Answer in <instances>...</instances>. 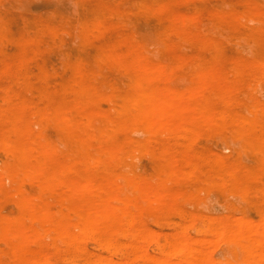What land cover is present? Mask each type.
<instances>
[{
  "label": "rangeland",
  "instance_id": "374dc122",
  "mask_svg": "<svg viewBox=\"0 0 264 264\" xmlns=\"http://www.w3.org/2000/svg\"><path fill=\"white\" fill-rule=\"evenodd\" d=\"M115 8L139 12L138 17L133 21L108 15L99 20L100 28L90 31L84 57L81 30L76 35L62 32L64 45L52 46L50 26L60 20L83 22L88 15ZM31 23L48 26L41 34L42 45L23 48L15 44L13 39L29 34ZM0 24L1 33L8 38L0 42V95L9 92L15 107L21 100L27 101L23 110L27 119L33 118L35 106L46 109L53 104L73 113V128L85 135L78 139L76 134L48 129L47 139L57 150L43 160L46 166L35 172L36 177L50 176L54 182L61 178L64 184L89 181L92 186L103 185L115 197H132L144 207L141 220L145 229L160 235L165 256L155 241L148 244L135 237L134 243L144 245L151 256H172V263L180 258L166 242L167 233L186 234L193 241L202 237L216 240L218 224L235 230L233 222L241 217L264 222V156L254 144L244 141L236 122L224 114L231 110L239 116L264 115V0H143L142 4L139 0H0ZM136 82L185 91L183 103L206 107L215 125L185 116L181 121L190 122L196 131L188 139L178 117L170 129L165 126L152 132L142 106L136 107L132 122L118 107L125 96L137 94ZM68 87L75 91H67ZM5 113L6 106L0 102V117ZM88 119H93L91 127L85 126ZM101 122L107 128L113 122L122 126L110 127L105 137H94ZM9 126L0 120V131ZM30 129L38 131L39 126L32 123ZM111 154L114 158L97 163V158ZM2 158L0 155V184L7 197H0V220L22 216L13 202L27 198L56 212L76 210L87 200L90 205L98 201L96 192L86 191H81L80 200L68 199L66 185H54L49 193L35 196L31 188L36 185L27 180L33 171L17 165L19 176L14 182L3 170ZM241 168L255 171L250 175L239 171ZM112 204L120 206L117 201ZM74 217L71 213L69 219H63L78 232ZM59 218L44 211L37 215L34 226L41 231L42 242L26 241V255L14 264H26L32 256L50 257L51 264H70V248L61 246L52 229ZM30 222L26 220V224ZM125 235L114 240L117 251L104 249L99 238L86 240L81 248L93 257L147 264L135 247L134 255L126 254L131 251L126 246L131 233ZM256 238L264 243L260 235ZM213 241L205 242L204 247L214 262L242 264L244 252L239 247L217 237L215 248ZM79 264L90 263L82 259Z\"/></svg>",
  "mask_w": 264,
  "mask_h": 264
},
{
  "label": "bare ground",
  "instance_id": "6f19581e",
  "mask_svg": "<svg viewBox=\"0 0 264 264\" xmlns=\"http://www.w3.org/2000/svg\"><path fill=\"white\" fill-rule=\"evenodd\" d=\"M77 1L82 2L84 0ZM139 2L142 4L143 0H139ZM138 13L139 12L134 11L127 12L121 8H115L110 11L102 10L95 16H86L83 22L60 20V22L50 26L49 29L48 26H44L40 23H31L28 26L29 34L25 38H16L13 40L15 44L23 46V48H26L30 45H33L37 48L42 45L41 34L48 29L54 37L52 46L60 47L64 45V43L60 40V34L62 32H68L72 35H76V31L81 30L83 42V52L81 56L84 57V50L90 43V31L93 28H100L99 20L109 15L115 16L117 18L127 17L134 21L138 17ZM1 28L2 26L0 24V42H4L8 38L1 33ZM262 28H264V24ZM101 55L102 54L98 53V56ZM21 62L24 63L25 60L21 59ZM0 74H3L2 70H0ZM48 78H53V75H48ZM133 84L137 94H128L125 96L126 101L118 107L123 117H132V122L134 121L133 117L136 116V107L142 106V111H139L142 112L144 119H147L149 129L152 132H156V130L159 128H165V126H169L170 129V126H173L175 123L174 119L178 117V119L181 121L180 117L185 116H188L192 119L197 118L206 121L207 125L210 126L215 125V121L209 112L206 111V107L183 103L182 98L185 95V91L174 87L156 89L154 87H146L139 82ZM71 90L75 91L74 88H67V91L70 92ZM191 94L194 97L197 96L195 91L191 92ZM13 99L14 96H12L7 91H4V93L0 95V102L6 106V113L0 117V120H3L10 125L7 130L0 131V155L3 157L2 168L4 171L8 172L9 178H11L14 182L17 181L19 176V174L16 172L19 171L17 165L20 167H28L29 171L33 172L27 176V180L33 182V184L36 185V187L33 186V188L35 187L34 189L31 188V190H34L33 192L35 196H41L49 193L52 186L54 185H66L68 191V195L66 197L68 199L77 197L80 200V197L82 196L81 191H86L91 193L96 192L98 195V201L97 203L90 205V202L87 200L85 204H83L84 206L76 210L72 211L70 208H65L59 212H56L47 205H37L33 199L29 198H27L26 201L17 203L13 202L22 216L10 215L0 220V249L4 254V258L0 259V264H14L18 259L26 255V252L28 251V246L26 244L27 242L30 241L32 244H39L42 242V233L34 226L36 223V217L41 211H44L47 216L58 215L60 217L54 224H52V229L56 232L55 239L61 243V246L70 248V264H79L82 259L86 260L90 264H122L120 262L108 259L103 255H97L95 257L92 255L89 256L88 253L82 250L81 244L86 240H94L99 238L104 249L108 251H117L120 249H116V247H114V240L121 237L124 238L127 232L131 233V236L129 238L127 237L129 240L126 246L127 248H130L131 251L126 252V254L129 255V253H131L134 255L132 250H139L141 252V256L147 264H224L214 262L211 258H209V256H207L209 249L206 250L204 247L205 242H208L206 241L207 239L209 242L210 240H214L215 242L213 241L212 243H214L215 247L217 237L229 241L231 244L239 247L244 252V260L242 264H255L256 259L258 260V264H264V243L259 240V238H256L257 235H260L262 238H264V222L254 220L252 218L242 217L234 220L235 222L233 223H236V229H232L233 231L229 230L228 226H224L223 224L216 225L215 234L216 236L218 235L216 240L209 238L205 239V237H202V240L200 241H193L190 237H188L189 235L187 236L186 234H175L174 232V234L168 235L167 233L165 240L173 250L178 251V253H176V255H178L180 258V261L178 262H175L176 260H173L175 263L170 262V258H172L170 255L166 258L151 256L144 245L134 243L132 238L136 237L142 240V242L146 243L149 241H155L159 245V249L161 248L160 250H162V247L160 246V235L155 232L153 233V231H149V229H145L141 220V214L143 213L144 207L140 206L135 201V199H132V197H115L112 193L108 192L103 185H99L97 187L92 186L89 181L64 184L65 182L61 180V178L57 180L55 179L54 182V178H51L50 176L41 178L36 177L35 172H39L44 169L45 163L43 165V160L51 157L57 150L54 143L47 139L46 135L48 129L51 128L61 130L68 133V135L76 134L78 139H82L83 136H85L84 133L77 132L73 128L72 121L75 118L74 114L66 112L62 109L60 110L58 106L52 104L46 109H41L38 106L33 107V118L27 119L26 115L23 114V110L28 105V102L21 100L19 104L16 105L17 107H15L13 105ZM224 114L226 117L236 122L238 133H240V135L244 138V141L254 144L258 149L257 151L260 152L262 156H264V115L255 114L253 117L239 116L236 112L231 110H227L224 112ZM137 120H139V118H137ZM92 121L93 119H88L85 122V126L91 127ZM32 123H36L39 126L38 131H33L30 129V125ZM112 124L110 126L112 128H119L122 126L121 123L114 124L113 122ZM180 126L181 129L185 131L186 139H188V135H192L196 132L190 122L183 123L181 121ZM110 127H105L103 122L99 128L95 129V133L93 134L94 137H105V134L110 129ZM153 140L157 142L156 139ZM114 156L115 155L113 154L107 155V158H97L96 161L97 163H102L106 159L114 158ZM45 171L49 170L45 168ZM239 171H248V174L252 175L255 169L241 168ZM261 171H264V167L261 168ZM223 183L224 182L222 181V184ZM0 197H7V193H5L1 184ZM142 197L144 198L143 195ZM186 198L184 200H186ZM82 199H86V196H83ZM112 201L119 202L120 206L113 205ZM71 213H74L75 215L74 218L76 220L73 224L79 229L78 232H73L71 230V222H67L63 219H69ZM93 213L99 216L100 219L96 220L92 216ZM26 220L31 221L30 224H26ZM15 223H21L23 227L21 229L14 227L13 224ZM103 228H107V230L104 231ZM134 231L139 232L137 235H134ZM204 233L206 232H203V234ZM209 242L207 244H209ZM134 247L135 249H133ZM214 247L213 250L216 248ZM161 253L164 254L165 251L162 250ZM138 254H135L136 258ZM139 257L140 255L138 258ZM51 261L52 260L50 257L32 256L26 260V264H51Z\"/></svg>",
  "mask_w": 264,
  "mask_h": 264
}]
</instances>
